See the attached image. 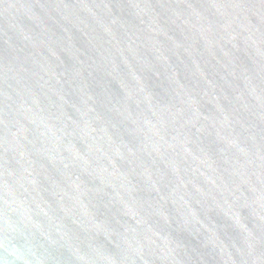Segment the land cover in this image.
<instances>
[{
    "label": "water",
    "instance_id": "95a60500",
    "mask_svg": "<svg viewBox=\"0 0 264 264\" xmlns=\"http://www.w3.org/2000/svg\"><path fill=\"white\" fill-rule=\"evenodd\" d=\"M0 264H264V0H0Z\"/></svg>",
    "mask_w": 264,
    "mask_h": 264
}]
</instances>
